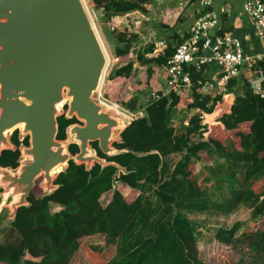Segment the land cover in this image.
<instances>
[{
  "label": "trees",
  "instance_id": "16d2710c",
  "mask_svg": "<svg viewBox=\"0 0 264 264\" xmlns=\"http://www.w3.org/2000/svg\"><path fill=\"white\" fill-rule=\"evenodd\" d=\"M92 1L95 9H102L109 18L138 8L144 11L130 0ZM167 49L165 46L159 57L142 62L146 70L138 86H151L148 82L154 74L151 66L164 69L174 53ZM124 52V60L118 59L124 66H115L108 76L106 101H119L120 88L132 75V50ZM259 68L264 70V63L253 67ZM191 69L196 73L195 77L191 73V86L201 88L197 82L202 70ZM239 76L226 84V92L236 99L232 114L223 117L224 129L214 128L207 143L202 142V133L207 128L200 125L199 116L190 120L192 128L188 135L175 134L170 126V113L180 99L174 93L165 96L155 87L156 101L125 130L123 144L115 145L117 149L147 155L115 158L101 155L126 169L127 173L116 179L121 186L107 199L105 195L113 190L115 169L95 165L86 172L84 166L70 162L67 175L63 179L58 177L60 189L44 199H40L39 191L31 200V207L19 209L15 221L3 231L0 264H205L199 258L196 234L187 215L196 212L229 215L240 207L252 210L254 221L249 228L239 238L236 233L240 225L220 228L215 241L247 250L237 262L228 264H264V97L255 95L247 79ZM215 99L221 101L220 97ZM209 101L197 99L190 108L211 113L217 102L208 108ZM123 104L135 114L139 109L134 99ZM71 123L61 121V138ZM195 134L197 137L192 140ZM178 152H185L183 160L168 179H163L160 170L163 158ZM215 154L224 158L231 176L241 173L238 189L221 201L208 196L213 177L203 175L201 181L191 163L193 159L208 160ZM143 181L156 188L154 207L144 201ZM127 188L136 192L134 197L124 191ZM51 202L62 209L51 211Z\"/></svg>",
  "mask_w": 264,
  "mask_h": 264
},
{
  "label": "water",
  "instance_id": "95a60500",
  "mask_svg": "<svg viewBox=\"0 0 264 264\" xmlns=\"http://www.w3.org/2000/svg\"><path fill=\"white\" fill-rule=\"evenodd\" d=\"M96 30L84 0H0V156L15 150L9 133L29 137V147H20V166L0 167V217L7 210L10 224L19 209L31 206L27 198L37 180L42 178V199L60 189L54 182L70 162L86 172L95 165L112 167L115 182L126 169L99 155H147L115 148L123 144L130 123L94 101L109 66ZM235 101L234 94H227L211 113L201 112L207 128L202 142L209 141L214 128L224 129L222 119L232 114ZM64 107L66 120L75 118L82 125L67 127L65 139L57 140ZM71 146L78 150L74 155Z\"/></svg>",
  "mask_w": 264,
  "mask_h": 264
},
{
  "label": "crops",
  "instance_id": "0c3cea01",
  "mask_svg": "<svg viewBox=\"0 0 264 264\" xmlns=\"http://www.w3.org/2000/svg\"><path fill=\"white\" fill-rule=\"evenodd\" d=\"M130 1L139 4L140 7L144 9V11L138 8L128 13H123L121 15L118 14V16L109 18L102 9H95L93 1L91 4L93 12L92 14L98 25L96 27L97 29H100L104 42L102 41L101 37L100 39L104 48L106 47L111 51L112 58L114 59L113 68L115 66H124L125 63H119L118 59L124 60L126 56L124 51H126L128 48L132 50L133 59H131V62H133V72L131 77L127 79L121 86L120 98L119 101L116 102H120L121 108L125 109L126 112L132 113L127 108H125L123 103L134 99V102L139 107V112L137 111L136 115H141L144 109L152 101H156L157 96L155 95L154 88L158 87V91H161L165 96L170 95V93H174L180 99L179 104L172 108L170 113V126L174 129L177 136L188 135L187 133L192 128L190 125V120L195 116H199L201 118L200 125L204 127L202 125L201 112L205 111L200 109L191 110L190 106L193 105L197 99H199L200 102L202 99L209 98L210 101L208 102V108L212 107V105L217 102V99H215L216 97L221 98V101L217 102L216 104L222 102L223 98L227 94L230 95V93L226 92V86L223 96H214V88L213 91H211L212 93L208 94L204 92L205 94H203L200 88H195L194 86H187L182 88L179 92H174L170 89V87L167 86V82L164 78L165 73H163L165 68L163 69L152 65L151 68L154 70V74L150 81L148 80V82H151V86H148L147 88H141L142 86H138L137 82L143 81V71L146 70V67L142 65V62L147 59L157 57L152 53V51L155 49L156 43L164 42L165 46L168 48L167 50L174 52L175 48L188 38L189 32L191 30L190 28L194 20L203 11L210 10L216 14L218 19V26L212 32L213 44L215 45L216 41L223 38L225 35H229L237 40L240 43L243 56L247 60V64H245L244 68L241 69L239 77H252L256 69H253L255 65H252V67H250V65L253 64V60L260 54L261 49L260 42L255 34V28L253 27L249 17L243 11V6L247 0H208L210 5L205 9L201 7L202 0ZM109 26L115 27L116 30L111 32ZM187 69L190 74L192 73V77L196 76V73L191 69V67H188ZM202 72L203 74L200 76L201 78L197 83L207 84L206 86L209 87L214 85V81L218 77L217 68L215 66L204 67ZM107 85L108 80L105 88L103 89L102 87L101 90L103 91L102 93L104 97ZM182 110L190 113L186 124L184 123V126H182L179 119H177L179 121V125L171 124L172 118L175 119L176 115H178ZM133 121L129 123L131 124ZM201 131H204V128ZM205 133L206 131L202 133V136ZM196 137V134L192 135V140L196 139ZM184 156L185 152H178L163 158V164L160 168L161 172H163V179H168V177L174 171L175 166L183 160ZM221 160H224V158H222L219 154H215L208 160L196 161L193 159L191 163L196 169L197 164L204 163L206 165L208 164L213 166L214 163ZM195 172L198 177L207 175L205 172L199 173L196 170ZM215 173V168L209 170L210 177H213ZM121 174L123 173H120L119 176ZM119 176H117L116 179H118ZM119 184L120 182L117 180L113 182V190L105 195L107 199L112 196L114 191L117 190L118 186H121ZM141 189L143 191L144 201H146V203L149 202V204L154 207L157 204V199L154 195L156 188L144 183L143 181L141 182ZM124 191L129 194V197H132V195L134 197V193H136L135 191L132 193V190L129 188L125 189ZM49 207L51 211L56 210V208H59V210L62 209V207H59L57 204L55 205V203H50ZM208 213L209 212H207V214ZM199 214L205 215L206 213ZM7 216L8 211L6 210L0 217V224L6 223L10 225V223L7 222ZM1 242H3V232L0 234V243Z\"/></svg>",
  "mask_w": 264,
  "mask_h": 264
},
{
  "label": "built area",
  "instance_id": "2783aa9c",
  "mask_svg": "<svg viewBox=\"0 0 264 264\" xmlns=\"http://www.w3.org/2000/svg\"><path fill=\"white\" fill-rule=\"evenodd\" d=\"M209 5L208 0L201 1L203 9L209 7ZM243 11L251 20L256 37L260 42L261 51L253 60V64L250 65L252 67V65L264 63V0H247L243 6ZM217 26V16L210 10L203 11L194 20L188 38L176 47L173 55L165 64L167 86L172 91L179 92L182 88L191 86L192 78L187 69L188 67L200 71L204 67L215 66L218 70V77L214 81V85L209 87L206 86L207 84L199 83L201 85L200 89L203 94H210L209 90L213 91L214 88V96H223L226 83L237 77L241 69L247 64L240 43L233 37L225 35L223 38L218 39L215 45L213 44L212 32ZM109 29L111 32L116 30L113 26H109ZM164 49V42L156 43L153 54L159 57ZM246 79L253 93L264 97V70L256 69L253 76L246 77ZM102 92L94 96V101L103 104L110 110H116L126 117L129 122L136 118L135 113L126 112L120 105H117V102L106 101Z\"/></svg>",
  "mask_w": 264,
  "mask_h": 264
},
{
  "label": "rangeland",
  "instance_id": "374dc122",
  "mask_svg": "<svg viewBox=\"0 0 264 264\" xmlns=\"http://www.w3.org/2000/svg\"><path fill=\"white\" fill-rule=\"evenodd\" d=\"M86 6L91 14L93 21L95 23V27L98 26L92 12L91 4L92 1L85 0ZM99 28V27H98ZM97 29V27H96ZM99 35L102 39V33L100 29H97ZM104 42V41H103ZM105 44V43H104ZM106 46V45H105ZM105 51L109 57V66L107 68L105 74V80L103 84V89L105 88L108 80V76L113 70L114 66V59L112 58L111 51L105 47ZM165 73V70L163 71ZM165 77V75H164ZM212 90H209L210 93ZM190 113H187L185 110H182L176 118L171 120V124L179 125V121H181L182 126L184 123L186 124L187 119ZM179 119V121L177 120ZM218 167V168H217ZM222 167V168H220ZM215 168V175L211 179L209 183V198L213 199L214 201H221L226 199L230 196V192L233 190L238 189L241 183V173H236L235 175L231 176L229 172V167L226 166L225 160L217 161L216 163L211 165L206 164H197L196 169L197 172H205L209 176V170ZM194 170V171H195ZM196 173V172H195ZM67 175L66 173L59 172V179H63ZM201 181H203L202 177H199ZM211 178V177H210ZM59 208H56L57 211ZM188 219L190 220L193 230L196 234V241L197 247L199 250V258L205 264H228L229 262H237L242 253L247 251L242 250L238 247L234 248L231 246H225L222 244L217 243L215 240V235L220 228L230 229L234 225H240L239 231L236 233V237L239 238L240 235L251 225L254 221L252 217V210L240 207L235 210L233 213L229 215L223 214H214V213H206L204 214H188ZM9 226V224L2 223L0 224V234Z\"/></svg>",
  "mask_w": 264,
  "mask_h": 264
},
{
  "label": "flooded vegetation",
  "instance_id": "af4514ba",
  "mask_svg": "<svg viewBox=\"0 0 264 264\" xmlns=\"http://www.w3.org/2000/svg\"><path fill=\"white\" fill-rule=\"evenodd\" d=\"M67 111V108L64 107V111H63V114L62 116H60L58 118V129H59V132H58V136H57V140H64L65 139V130H64V138H61V132H62V125H61V121L62 120H66L65 118V113ZM0 115H1V109H0ZM66 121H71L72 123L69 124L68 126L65 127V129L71 125H75V124H78V125H82L81 123H79L75 118L73 119H70V120H66ZM8 140L11 144H13L15 150H5V151H2L1 152V156H0V167L2 168H9V169H12V170H15L17 169L21 162H20V157H21V154H20V147L21 146H24V147H29V137H20L19 136V132L18 131H13L11 133L8 134ZM92 147L93 148H97L96 144H92ZM75 148L76 151L75 152H71V150ZM70 152L71 154H76L78 152L77 148L75 146H71L70 147ZM17 155V156H15ZM99 155V154H98ZM101 157V155H99ZM26 164H29L28 162H25ZM58 179L55 180L54 182V185H59L57 183ZM41 183H42V178L37 180L35 182V186L33 188V190L31 191L29 197L27 198V201L31 204V200H33V198H36L37 195H38V192L41 191L39 193L40 195V199H42V193H43V189L41 188ZM2 190L0 189V192ZM52 203V202H51ZM31 207V206H30Z\"/></svg>",
  "mask_w": 264,
  "mask_h": 264
}]
</instances>
